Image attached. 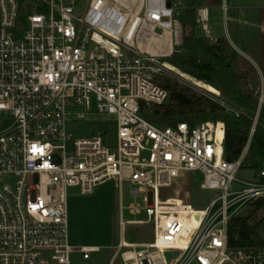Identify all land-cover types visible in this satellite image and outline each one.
<instances>
[{
    "label": "built area",
    "instance_id": "2783aa9c",
    "mask_svg": "<svg viewBox=\"0 0 264 264\" xmlns=\"http://www.w3.org/2000/svg\"><path fill=\"white\" fill-rule=\"evenodd\" d=\"M183 6L0 0V264H71L75 251L84 259L100 251L71 243L69 198L72 189L90 196L107 183L120 200L126 187L140 200L127 207L130 214H146L124 220L121 204L109 264H264V245L231 247L228 232L244 204L264 198V168L253 180L239 177L250 170H242L243 156L225 159L222 122L164 127L142 113L143 104L169 97L157 78L182 44L176 17ZM206 12L198 10V22L209 31ZM78 122L89 125L88 135L69 130ZM184 171L202 173L200 188L221 196L202 209L162 198ZM146 224L151 242L126 240L127 225ZM168 251L178 256L168 261Z\"/></svg>",
    "mask_w": 264,
    "mask_h": 264
},
{
    "label": "trees",
    "instance_id": "16d2710c",
    "mask_svg": "<svg viewBox=\"0 0 264 264\" xmlns=\"http://www.w3.org/2000/svg\"><path fill=\"white\" fill-rule=\"evenodd\" d=\"M177 20L182 27V44L171 57L164 61L193 80L204 82L221 95L209 107L199 106L190 94L178 90L168 81L157 78L158 83L169 92L163 104L142 105L143 116L160 126H176L186 122L190 127L212 121L225 124V159L235 161L243 156L242 170L258 172L264 168V105L261 106L257 122H254L259 105L258 97L243 91L240 80L243 75L233 64L239 57L224 39L211 43L206 37L197 36V8L205 0H184ZM102 129L114 132V124L101 121ZM260 207L264 198L255 200ZM259 224H251L248 218L234 216L229 223L231 247L264 245L256 242Z\"/></svg>",
    "mask_w": 264,
    "mask_h": 264
},
{
    "label": "rangeland",
    "instance_id": "374dc122",
    "mask_svg": "<svg viewBox=\"0 0 264 264\" xmlns=\"http://www.w3.org/2000/svg\"><path fill=\"white\" fill-rule=\"evenodd\" d=\"M181 1L185 4L184 0ZM201 30V27H197L196 33L201 35ZM250 32L253 38L249 40V44L245 48L242 47L245 52L239 55L233 67L243 75V78L240 80L242 90L251 92L254 96L258 97L259 104L261 103V106H263L264 74L258 70V61L255 63L252 60L253 58L246 56L249 50L257 46L254 29ZM164 63L167 64V67H165L163 74L160 76L161 80H166L178 90L190 94L192 99L198 102L199 106L209 107L215 102V99L220 97V91L214 87L204 82V86L200 87L197 85L199 81H195L190 76L181 73L165 61ZM69 130L80 136H84L89 134L90 127L85 122H78L70 124ZM246 151L247 149L244 151L243 157ZM255 176L256 172L254 171L241 172L239 175L244 180H253ZM203 179L202 173L198 171L181 172L180 176L174 179L170 187L161 189L162 198L182 200L185 203L192 204L197 209L205 208L212 200L221 196L222 192L216 189H201L200 184L203 182ZM105 187H110V185L101 186L100 189ZM111 195L108 188L104 189L102 195L99 194L98 189L93 195L84 196V199L77 200L76 198H82V196L78 195L76 190H71L70 202L72 206L70 219H72V225L75 222L74 230L72 227V240L76 233L77 236L74 239H78V243L99 245L101 247L100 251L90 253L89 259H84L80 252L75 251L71 257V264H109L114 253V249L111 246L115 245L120 239V211L118 210V206H121V204L124 208L122 213L124 220L146 218L145 212L135 216L128 211L127 207L130 204L140 200H135L130 195L127 187L123 191L122 200H118V189H116L115 193L116 200H111ZM234 216L248 218L249 222L253 225L259 224L258 235L255 240L256 242H264V203L258 207L256 202H248ZM124 234L126 240L133 243H148L154 238L153 227L150 224L127 225ZM165 256L168 261H172L178 256V252L168 251L165 253ZM116 264H119V262H116Z\"/></svg>",
    "mask_w": 264,
    "mask_h": 264
},
{
    "label": "crops",
    "instance_id": "0c3cea01",
    "mask_svg": "<svg viewBox=\"0 0 264 264\" xmlns=\"http://www.w3.org/2000/svg\"><path fill=\"white\" fill-rule=\"evenodd\" d=\"M224 5L228 8L225 9ZM200 8L207 9L208 25L209 31H205L202 24L198 22V10ZM197 22L198 26L202 28V34L197 36L206 37L211 43H216L218 39H224L227 44H229L233 49H235L238 54L244 53L242 49L249 44V40H252L253 36L250 31L254 29L257 46L249 50L246 53L248 58H253L252 60L256 63L258 61V70L264 74V0H205L202 5L197 8ZM197 29V28H196ZM176 31L179 36V41L182 42V27L176 26ZM196 32V30H195ZM104 185H110V187L101 188ZM101 185L97 188L99 189V194L102 195L104 189L108 188L111 195V200H116L115 193L116 187L113 183H107ZM96 190V191H97ZM82 198H76L77 200H82ZM120 200V195L118 197ZM71 202L69 198V225H70V238L71 243L74 246H99L91 244L78 243V239H74L77 235L74 234L73 240L71 237L72 227L74 230V224L71 223L70 210ZM120 206L118 210L120 211ZM72 225V226H71ZM146 243V242H144Z\"/></svg>",
    "mask_w": 264,
    "mask_h": 264
},
{
    "label": "bare ground",
    "instance_id": "6f19581e",
    "mask_svg": "<svg viewBox=\"0 0 264 264\" xmlns=\"http://www.w3.org/2000/svg\"><path fill=\"white\" fill-rule=\"evenodd\" d=\"M161 40H162V42H165L166 43L168 52H170V50H171V42H170L171 41V37H170V33L169 32H166L164 34V36L161 38ZM197 85L200 86V87H203L204 86L203 82H199V83H197ZM221 136H222V133L219 132V137H221Z\"/></svg>",
    "mask_w": 264,
    "mask_h": 264
}]
</instances>
